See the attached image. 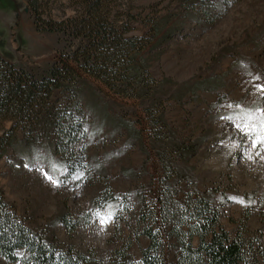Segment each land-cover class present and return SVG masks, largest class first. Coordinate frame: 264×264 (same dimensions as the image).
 Listing matches in <instances>:
<instances>
[{"label":"rangeland","instance_id":"1","mask_svg":"<svg viewBox=\"0 0 264 264\" xmlns=\"http://www.w3.org/2000/svg\"><path fill=\"white\" fill-rule=\"evenodd\" d=\"M42 1L43 15L52 19L73 12V0ZM25 3L0 0V54L7 61L39 71L57 58V35L36 31ZM121 3L135 16L130 33H143L144 23L150 20H165L178 29L168 43L147 49L145 54L150 58L148 72L156 79L171 80L163 85L168 96L163 116L171 131L184 140L208 134L187 164L174 162L193 166V181L178 182L179 196L207 189L214 190V197L226 194L231 200L218 207L219 224L232 236L237 230L244 235L256 233L264 246V136L259 141L248 136L249 128L264 125V0ZM85 80L80 94L72 99L88 122L85 135L71 148L58 141L46 142L38 133H33L35 143L23 144L24 129L17 125L14 143L0 157V189L24 224L43 236H53L78 251L92 250L100 264H108L114 248L129 243L128 251L138 260L148 240L134 236L140 227L133 195L116 220L107 215L89 216L88 206L91 199L106 192L125 193L132 188L150 203L158 193L159 147L150 136L143 102L114 95L97 81ZM195 82L210 88L192 91ZM214 85L218 87L212 89ZM182 87L188 92L178 100ZM52 101L65 105L68 97L55 89ZM122 121L140 130V141L126 131ZM15 122L4 119L0 135ZM54 143L55 157L68 164L56 183L47 178L50 175L37 158ZM24 153H29L27 162L20 158ZM122 168H133L134 176L122 175ZM58 214L76 221L72 231L62 223L52 224ZM172 242L170 237L165 240L166 264H174ZM196 244L194 236L192 246ZM0 264L17 262H7L0 255Z\"/></svg>","mask_w":264,"mask_h":264},{"label":"trees","instance_id":"2","mask_svg":"<svg viewBox=\"0 0 264 264\" xmlns=\"http://www.w3.org/2000/svg\"><path fill=\"white\" fill-rule=\"evenodd\" d=\"M25 1L35 30L57 35V58L33 71L0 54V126L4 119L16 121L0 135V157L6 146L14 143V130L19 124L24 129L23 144L35 143L37 137L33 133H38L46 142L58 141V145L71 148L75 140L85 135L88 125L72 99L80 94L85 79L90 78L114 95L143 102L142 113L148 119L150 136L159 147L156 157L161 165L158 193L150 203H145L136 188L125 193L106 192L91 199L89 216L107 215L116 220L123 204L133 195L139 206L135 221L140 227L134 236L148 240L140 248L138 260L128 251L129 243H122L111 251L108 264H166L164 249L168 237L173 239L174 264H264V246L256 233L244 235L237 230L232 236L219 224L218 207L231 197L224 193L214 197L213 189L187 191L179 196L178 182L193 181V166L181 167L174 162L178 159L187 164L208 134L184 140L171 131L163 116L168 99L163 85L171 80L153 77L148 72L150 58L145 54L147 49L168 43L177 27L167 25L165 20H150L144 23L143 33H130L135 16L121 5V0H73V12L60 19L43 15L44 1ZM193 85L192 91L210 88L197 82ZM55 89L68 97L65 105L52 101ZM187 92L188 88L182 87L177 99ZM122 126L140 141L139 129L129 127L126 121H122ZM263 127L254 125L248 136L262 138ZM56 146L50 144L37 156L54 181L61 180L60 172L68 168L65 159L55 157ZM20 158L27 162L29 153L20 154ZM121 173L132 178L135 170L122 168ZM57 223H62L68 232L77 225L64 214L54 218L52 224ZM194 236L197 244L192 246ZM0 255L17 264H100L92 250L78 251L24 224L1 189Z\"/></svg>","mask_w":264,"mask_h":264},{"label":"snow or ice","instance_id":"3","mask_svg":"<svg viewBox=\"0 0 264 264\" xmlns=\"http://www.w3.org/2000/svg\"><path fill=\"white\" fill-rule=\"evenodd\" d=\"M245 127H247V126H245ZM260 139H261L260 137L257 138L258 141H259ZM45 175H47V174L45 173ZM47 178H48L50 181H52L53 183H56V181H53V180H52V177H51V176H48ZM240 202L243 203V201H240ZM101 222L103 223L104 221H101Z\"/></svg>","mask_w":264,"mask_h":264}]
</instances>
